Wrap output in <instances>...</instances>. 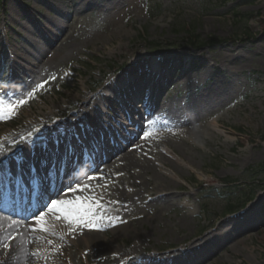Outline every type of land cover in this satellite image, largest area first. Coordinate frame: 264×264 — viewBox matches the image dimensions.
<instances>
[{
	"label": "rangeland",
	"instance_id": "374dc122",
	"mask_svg": "<svg viewBox=\"0 0 264 264\" xmlns=\"http://www.w3.org/2000/svg\"><path fill=\"white\" fill-rule=\"evenodd\" d=\"M237 13L255 17L246 24ZM263 19L264 0H0V28H8V38L0 34L3 89L10 78L12 50L25 56L26 62H42L28 76L19 69L20 83L4 91L3 96L32 104L34 115L43 107L48 111L49 106L67 101L76 106L75 96L84 90L94 96L96 86L114 79L105 78L115 66L128 64L122 72L130 73L146 67L156 54L179 52L185 56L183 63L171 60L158 84L154 83L159 77L147 73L131 89L142 97L153 91L162 93L155 104L159 108L147 119L137 121L149 123L167 143V147L161 142L156 145L167 165L163 167L162 159L155 156L151 161L167 174L171 185L156 187L157 171L145 177L137 174L133 179L125 171L127 188L139 189V182L144 183L146 178L149 184L139 200L127 206L136 217L132 223L125 226V217L104 219L99 224L103 245L125 250L135 247L132 254L136 256L156 254L174 260L181 255L175 264H264V173L259 168L264 163ZM191 28L205 40L225 41L195 49L189 43ZM63 32H70L71 37L55 46L54 41ZM5 40L13 49L2 51ZM150 41L162 43V49L153 51ZM39 45L49 50L48 55L41 56L44 59H36ZM28 94L32 98L23 100L22 96ZM120 105L128 108L126 103H115L116 108ZM4 110L0 101V115ZM27 117L26 111L19 112L16 106L6 110L0 119V134L16 129ZM50 119L52 126L56 121L54 116ZM214 119L218 120L216 126L212 125ZM133 131L140 132L137 128ZM225 178L237 181L227 185L222 180ZM245 184L262 185L245 208L227 214L226 204L238 199L239 187ZM156 191L168 196L154 200ZM93 194L90 197L95 199ZM34 220L29 218L30 222ZM213 233L214 247H204L203 241ZM117 234L120 237L114 241ZM41 241L49 245L45 239ZM198 242L201 244L195 252L181 251L182 245ZM80 250H85L84 245ZM49 252L52 260L70 254L81 256L71 253L68 246ZM89 262L94 263V259L89 257ZM115 262H105L103 257L99 264Z\"/></svg>",
	"mask_w": 264,
	"mask_h": 264
},
{
	"label": "bare ground",
	"instance_id": "6f19581e",
	"mask_svg": "<svg viewBox=\"0 0 264 264\" xmlns=\"http://www.w3.org/2000/svg\"><path fill=\"white\" fill-rule=\"evenodd\" d=\"M74 20V17L69 19V24ZM68 28L69 26L66 29ZM7 31L6 27L0 28V34H4L5 39L8 38ZM70 37V32H63L54 41V45L61 46ZM5 41L4 47H1L2 51L13 49L12 45ZM38 48L36 59L44 56V53L48 55L47 47L39 45ZM12 51L10 78L5 89L4 82H0V101L5 109L0 119H3L6 110H11L13 106H17L19 112L26 111L28 117L14 129L15 132L6 130L0 134V143L5 138L11 139L7 144H0V154L4 147L22 141L21 145H16L11 157H0V202L3 203L0 206V264H99L103 257L105 262L115 260V264H175V261L182 258L181 255L177 254L174 260L169 259L171 256L141 257L132 254L135 247L127 250L114 245L108 247L100 240V225L104 219L123 220L127 217V224L124 221L126 225L119 224L121 226H128L136 219L127 206L131 202H137L143 189L149 184V179L146 178L144 183L139 182V189L127 188L125 171L130 173L132 179L137 174L145 177L150 171H157L159 175L156 178V187L171 185L167 174L161 168L157 169L151 161L155 156L160 161L162 159L163 167L167 165L165 157L156 149L158 142L165 147L167 143H164L162 136L150 129L149 123L144 121L139 124L130 116V113H133L138 118L147 119L153 110L159 108V105L155 104L162 93L153 91L148 97H142L126 87L123 93L117 90L111 93L114 96L104 93L89 96L84 90L75 96L76 106H72L73 101H67L49 106L48 111L43 107L42 111L34 115L32 111L35 106L21 104L18 99L6 100L3 92L17 87L20 83L21 80L17 77L19 69L28 76L35 73V68L42 62H26L25 56ZM172 59L183 63L185 56L176 52L168 56L156 54L150 59L147 71L152 70L155 72V75H152L159 77L155 79L154 84L161 81ZM123 78L131 86L143 79L130 75L122 76L119 80ZM44 85L46 90L49 89L47 83ZM119 94H122V100L128 108L122 105L115 107L114 102L120 97ZM22 97L23 100L32 98L29 94ZM40 97L44 100L43 94ZM136 99L142 104L140 109H137L139 105L137 108L133 105ZM60 112L63 116L61 121L56 123L51 132H42L43 140L34 143L30 137L41 127L38 126L39 123L47 120L50 115L58 116ZM119 117L126 122H118ZM126 123L131 128L127 129L124 125ZM217 124L218 120L214 119L212 125ZM134 128L140 132L133 131ZM148 128L150 132L142 138ZM33 137L36 138V135ZM58 137H62L59 143L56 142ZM66 139L67 144H64ZM21 155L25 156L22 161ZM132 185H135L134 181ZM161 191L155 192L154 200H162L168 196V193L160 194ZM92 192L95 199L90 197ZM52 203L65 207L55 212L52 210ZM247 211L248 209L242 213ZM69 213L76 218L69 219ZM31 217L35 218L32 222L29 221ZM213 236L215 233L208 235L203 241L204 247H214L211 243ZM119 237L117 234L113 240L118 241ZM41 239L48 241L49 245L43 244ZM194 244L196 243H190L189 247L182 245L181 249L186 248L189 253L195 252L201 243ZM81 245H84L85 250H80ZM66 246L70 248L71 253L78 252L81 256L70 254L51 259L49 251H57ZM89 257L94 259V263L89 262ZM47 258L49 259L46 260Z\"/></svg>",
	"mask_w": 264,
	"mask_h": 264
},
{
	"label": "trees",
	"instance_id": "16d2710c",
	"mask_svg": "<svg viewBox=\"0 0 264 264\" xmlns=\"http://www.w3.org/2000/svg\"><path fill=\"white\" fill-rule=\"evenodd\" d=\"M236 16H241L240 18L242 20H244L247 24V22H249L251 19H253L255 17L254 14H251V13H241L238 15V13L236 14ZM263 22V31H264V19L262 20ZM193 28H191V30L189 31V36H190V39H189V43L196 47V48H200V47H203V46H206V45H213V44H219L221 42H224L225 40L223 38H211L209 40H205L202 38L201 35L199 34H195L192 32ZM246 34L247 35H251V32L249 30H246ZM151 45H153L154 49H156L158 46L161 45V43L155 41H151L149 42ZM259 168L263 170V173H264V163L260 164L259 165ZM263 180H264V177H263ZM237 179H233V178H227V179H224V182L227 183V184H232L234 182H236ZM248 187V188H246ZM260 187V185H252V186H243V187H239V190H238V199L233 202V201H228V203L226 204V207H225V212H232V211H235L236 209L244 206L246 203H248L249 201L253 200L256 195H257V191H258V188ZM249 189V190H247Z\"/></svg>",
	"mask_w": 264,
	"mask_h": 264
},
{
	"label": "snow or ice",
	"instance_id": "6c2138e0",
	"mask_svg": "<svg viewBox=\"0 0 264 264\" xmlns=\"http://www.w3.org/2000/svg\"><path fill=\"white\" fill-rule=\"evenodd\" d=\"M58 143V142H57ZM52 210H55L57 208V204L56 203H52ZM76 217L73 216L71 213H69V219H75ZM82 219V217H81Z\"/></svg>",
	"mask_w": 264,
	"mask_h": 264
}]
</instances>
